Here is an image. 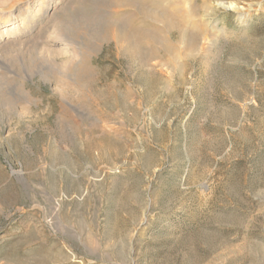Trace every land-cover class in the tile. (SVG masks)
I'll list each match as a JSON object with an SVG mask.
<instances>
[{"label":"rangeland","instance_id":"1","mask_svg":"<svg viewBox=\"0 0 264 264\" xmlns=\"http://www.w3.org/2000/svg\"><path fill=\"white\" fill-rule=\"evenodd\" d=\"M0 264H264V0H0Z\"/></svg>","mask_w":264,"mask_h":264},{"label":"bare ground","instance_id":"2","mask_svg":"<svg viewBox=\"0 0 264 264\" xmlns=\"http://www.w3.org/2000/svg\"><path fill=\"white\" fill-rule=\"evenodd\" d=\"M225 9H231V8H236V6H234L233 4H230V5H227V6H224ZM69 42V41H68ZM58 43H62V44H66L67 43V40L64 39V38H60V40H58ZM69 44V43H68ZM72 45V44H71ZM70 45V46H71Z\"/></svg>","mask_w":264,"mask_h":264}]
</instances>
